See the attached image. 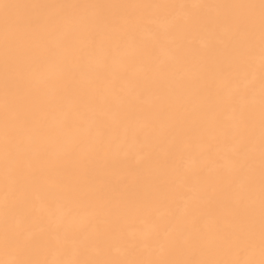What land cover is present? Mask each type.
<instances>
[{
    "label": "bare ground",
    "instance_id": "1",
    "mask_svg": "<svg viewBox=\"0 0 264 264\" xmlns=\"http://www.w3.org/2000/svg\"><path fill=\"white\" fill-rule=\"evenodd\" d=\"M260 4L0 0V264H262Z\"/></svg>",
    "mask_w": 264,
    "mask_h": 264
},
{
    "label": "snow or ice",
    "instance_id": "2",
    "mask_svg": "<svg viewBox=\"0 0 264 264\" xmlns=\"http://www.w3.org/2000/svg\"><path fill=\"white\" fill-rule=\"evenodd\" d=\"M4 7H8V5H4ZM261 12H262V17H264V0H261ZM17 264H39L37 261H30V260H23L17 262ZM61 264H88V262H79V261H67V262H61ZM175 264H186V262H175ZM264 264V262H262Z\"/></svg>",
    "mask_w": 264,
    "mask_h": 264
}]
</instances>
